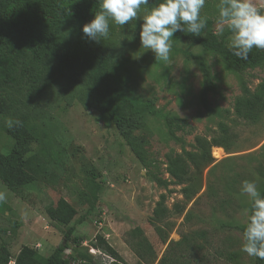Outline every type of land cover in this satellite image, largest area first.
Here are the masks:
<instances>
[{
  "label": "rangeland",
  "instance_id": "374dc122",
  "mask_svg": "<svg viewBox=\"0 0 264 264\" xmlns=\"http://www.w3.org/2000/svg\"><path fill=\"white\" fill-rule=\"evenodd\" d=\"M251 2L264 11V0ZM218 4L219 0H206L201 9L200 15L212 22L201 35L204 39H218L227 31L226 26L223 33L217 27ZM148 12L141 8L137 19L125 26L113 23L106 40L97 43L85 38L84 43L100 58H112L115 67L124 64L121 74L129 96L184 120L185 130L177 131L163 118L153 116L129 118L116 125L81 102L85 75L69 76L53 95L29 109L35 130L30 131L32 138L23 159L34 162L26 168L33 184L16 189L0 178V226L9 231L0 235V249L8 250L9 264H15L23 247L49 257L73 226L75 237L85 242L80 250L93 258L91 263L79 260L76 264L113 262L93 248L98 235L118 252L124 264H160L165 257L180 259L178 264H255L254 258L241 250L244 240L237 227L246 223L251 202L241 194L243 181L254 182L259 192L264 187V114L253 124L239 119L234 109L245 89L254 93L264 83V68L237 75L216 56L175 36L169 61H156L139 39L140 19ZM198 58L206 61L218 85L219 92L211 101L221 116L207 113L201 104L204 78ZM223 129L228 150L211 149L214 162L195 179L197 193L187 199L183 190L188 184L177 185L168 174L169 155L197 153L198 138L221 139ZM126 137L142 147L145 165L133 154ZM15 150L22 151L19 140L0 130V155L8 159ZM155 178L167 181L168 187L159 186ZM162 196L170 211L164 223L166 242L150 224ZM61 199L77 213L68 227L52 223L46 213ZM180 207L185 209L181 214ZM82 217L85 220L79 222ZM136 229L142 237L135 234ZM196 233L205 238L195 237ZM143 238L148 243L143 248L146 261L136 255Z\"/></svg>",
  "mask_w": 264,
  "mask_h": 264
},
{
  "label": "trees",
  "instance_id": "16d2710c",
  "mask_svg": "<svg viewBox=\"0 0 264 264\" xmlns=\"http://www.w3.org/2000/svg\"><path fill=\"white\" fill-rule=\"evenodd\" d=\"M162 2L163 0H149V3L142 5L141 8L150 11ZM99 10L100 0H0V130L19 140V147L22 150L21 153L15 150L13 157L8 159L0 155V178L16 189L28 187L34 182V178L26 171L34 162L31 158L27 161L23 159L27 154L28 140L32 138L30 131L35 130L31 124L32 115L29 109L53 95L61 83L67 81L74 73H83L87 79L81 102L108 116L116 125L129 118L142 119L153 116L163 118L169 127L177 131H184L187 126L184 120L157 111L153 103L129 96L125 90V78L121 74L125 68L124 64L115 67L112 58H100L85 45L82 28L94 19ZM113 23L109 21L110 28L113 27ZM211 24L212 22L207 19L206 27L199 36L177 32L174 35L175 39L200 47L205 53L216 56L228 70L237 75H242L249 69L264 68L263 49L253 48L247 60L239 59L232 54L227 45L231 35L228 30L218 39L202 38L201 35L211 27ZM198 64L204 78L201 104L207 113L221 116L220 110L215 111L211 101L219 92L218 85L206 61L198 58ZM24 109H27V112L23 113ZM234 110L239 119L253 124L258 123L264 114V83L254 93L245 89L244 96L237 100ZM8 119L21 123L19 125L14 123L13 127L9 128L6 123ZM222 135L221 139L212 141L198 138L197 153H186L185 156L174 153L169 155L168 174L174 179L175 184H188L183 190L187 199L197 193L195 179L202 174L203 169L214 162L211 149L216 147L228 150L225 145L228 140L226 129H223ZM126 143L142 165H145L142 147L127 137ZM191 168L194 169L193 172ZM155 181L163 188L168 187L167 181L159 178H155ZM259 193L264 197V187ZM165 202L166 197L162 196L150 219V224L164 242L167 241L164 238L167 236L164 223L170 214ZM250 209L251 202L248 206V216ZM184 210V207H180L178 213L181 214ZM46 213L52 223L65 227L70 226L77 216L75 209L64 199L55 206H49ZM84 220L85 217H82L79 222ZM246 224L247 221L237 227L242 237ZM75 232L76 228L70 227L64 235L63 242L47 258L41 256L35 249L23 247L15 258V264H76L79 260L91 263L93 258L80 250L85 242L75 237ZM8 233L9 231L0 226V235ZM135 234L142 237L140 229H136ZM194 236L199 239L205 238L203 233H196ZM185 241L189 243L187 239L183 242ZM144 247L147 248L148 243L143 238L136 251L141 261H146L147 252L143 253ZM93 248L103 251L112 258L111 264H124V259L103 236L96 237ZM68 251H71L70 256L66 255ZM253 258L255 264H264V260ZM9 260L8 250L2 247L0 264H9ZM179 260L172 258L168 260L165 257L160 264H168V261L178 264Z\"/></svg>",
  "mask_w": 264,
  "mask_h": 264
},
{
  "label": "clouds",
  "instance_id": "9594fccd",
  "mask_svg": "<svg viewBox=\"0 0 264 264\" xmlns=\"http://www.w3.org/2000/svg\"><path fill=\"white\" fill-rule=\"evenodd\" d=\"M206 0H163L140 19L139 39L141 47L149 49L156 61L168 62L171 39L177 32L199 36L206 27L207 19L200 15ZM149 0H100V10L94 19L83 26V36L99 43L109 37V21L125 26L137 19L142 5ZM216 24L223 33L225 26L231 33L228 48L234 56L247 60L249 53L264 49V13L251 0H219ZM9 128L20 121H6ZM241 194L251 200L250 215L243 232L241 250L247 255L264 260V197L257 185L243 181Z\"/></svg>",
  "mask_w": 264,
  "mask_h": 264
},
{
  "label": "built area",
  "instance_id": "2783aa9c",
  "mask_svg": "<svg viewBox=\"0 0 264 264\" xmlns=\"http://www.w3.org/2000/svg\"><path fill=\"white\" fill-rule=\"evenodd\" d=\"M12 264H14V263L12 262Z\"/></svg>",
  "mask_w": 264,
  "mask_h": 264
}]
</instances>
